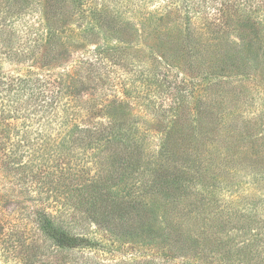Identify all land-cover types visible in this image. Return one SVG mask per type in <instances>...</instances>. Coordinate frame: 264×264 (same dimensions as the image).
Masks as SVG:
<instances>
[{
	"label": "rangeland",
	"instance_id": "obj_1",
	"mask_svg": "<svg viewBox=\"0 0 264 264\" xmlns=\"http://www.w3.org/2000/svg\"><path fill=\"white\" fill-rule=\"evenodd\" d=\"M65 1V33L51 60L44 45L58 18L47 0H0V264H42L35 200L97 196L89 185L103 182L110 198H141L155 218L123 247L97 235L101 261L120 262L133 246L155 264H264V0H201L197 12L163 0H107L114 14L100 28L88 7ZM201 11L215 14L213 25ZM116 43L120 51L103 53ZM113 125L131 137L125 153L103 142L72 146L74 127ZM159 166L171 188L154 180ZM56 186L67 191L61 199L49 192ZM164 231L181 233L187 256L171 260L159 249Z\"/></svg>",
	"mask_w": 264,
	"mask_h": 264
},
{
	"label": "trees",
	"instance_id": "obj_2",
	"mask_svg": "<svg viewBox=\"0 0 264 264\" xmlns=\"http://www.w3.org/2000/svg\"><path fill=\"white\" fill-rule=\"evenodd\" d=\"M74 0L72 9L76 8H87L89 11V18L91 20L90 24L94 27V20L99 21V27H103L108 18L111 17L114 12L108 9L107 0ZM167 2L164 7L170 9L171 5H175L184 8L191 9L193 12H197L201 7H203V1L201 0H163ZM63 2V4L61 3ZM47 6L49 5L51 11L58 18L52 24H49L47 31V43L44 45V48H48L46 52L51 54L53 53L51 60L55 58L56 53L58 52V46L60 41L62 44L63 36V24L65 21L62 19V16H69L66 12L63 11L64 8H68L66 6L67 1L64 0H47ZM84 10V9H83ZM85 11V10H84ZM65 13V14H64ZM188 13V12H187ZM186 14V18L188 14ZM203 23H210L213 25V22L210 20H215L214 16L211 13H207L206 11H201ZM210 21V22H209ZM60 24V27H59ZM189 34V33H188ZM130 36V35H128ZM130 38V37H129ZM131 39V38H130ZM120 40V39H119ZM185 41V39H184ZM123 43V41H119ZM175 45L178 46L183 41L175 40ZM189 49H191L194 53L195 48L199 50V44L195 39H193L189 35V40H187ZM195 42V44H194ZM103 53L106 51H120V47L117 45H113L111 47H101ZM100 54V52H99ZM70 135L72 138V146L81 145L90 147L94 145L95 147H101L104 145L110 147L112 151H119L121 153H125V150L129 143L130 135L127 133H123L121 127L117 125H113L110 130L96 132L90 128H83L81 126H76L74 129L70 130ZM73 135V136H72ZM195 135V134H194ZM196 136V135H195ZM101 142L104 145H100ZM165 150H163V153ZM169 154L173 155L175 152H170L166 150ZM203 153V151H201ZM246 153V152H245ZM166 154V153H165ZM244 154V152H242ZM256 153L254 155L257 156ZM262 155V154H260ZM260 157V156H258ZM255 161V160H254ZM120 167L122 171L128 170L131 162L128 157L122 154V158L120 159ZM122 166L124 168H122ZM161 169L154 172V180H156L158 187L160 190H164L172 187V175L167 172V170L163 169V172L160 173ZM198 172V170H197ZM201 169H199V173H197V177L201 175ZM132 175H139L141 172L138 169H134L131 171ZM196 173V172H195ZM118 174V173H117ZM192 175L193 172L188 173ZM121 177V174H118ZM33 187L38 185L39 183H35V175H30ZM21 185L25 187L27 190L30 189V185L28 182L19 179ZM62 187L66 188V185L62 182L60 183ZM111 182H103V184H92L89 185L93 192H98L97 196H90V192L85 198L75 199L70 201L67 197H63L66 199L64 204H61L60 201L52 199L44 198L37 199L33 204L34 210L32 211L31 223L34 225L36 229V239L38 247L41 249L40 257L38 262L42 264H59L58 261L62 260L64 264H155L154 259L150 257H143L142 255H138L137 248L133 246L126 247V254L124 255V260L117 262L107 263L105 261H101L100 256L102 252V240L97 238V235H107L108 237L115 238V242L120 240L119 246L123 247V243H129L126 240L132 238V235L138 230L140 227H143L148 223V221H153L155 218L154 210L146 211L144 207H141L142 200L141 198H127V197H109V193H107L110 188ZM59 186L52 187L49 192L52 191L55 194L56 199H61L60 196L66 195L67 191L64 193L59 192ZM85 187L81 184L76 185L77 190ZM87 187V186H86ZM69 189H75V184H68ZM31 190V189H30ZM42 188L40 187V192H42ZM76 190V189H75ZM107 194V196L105 195ZM103 195V196H102ZM35 206V207H34ZM188 216H191L190 214ZM156 218H158L156 216ZM185 218L189 220L186 216ZM159 219V218H158ZM165 220L168 222V219L165 217ZM158 226L161 223H164L163 220H159V223L156 221ZM155 223V224H156ZM1 226V225H0ZM91 227L95 229V232L90 237ZM162 231V230H161ZM163 232V231H162ZM168 237H165V234H161L163 237L159 239H155V241L159 244V249L166 250L168 256L171 260H174L177 257H185L187 256L186 251H184V247L180 246L182 244V235L181 233H172L170 231H164ZM125 238V239H124ZM101 241V242H100ZM197 254L194 253V255ZM127 256V258L125 257ZM161 264V263H159Z\"/></svg>",
	"mask_w": 264,
	"mask_h": 264
}]
</instances>
